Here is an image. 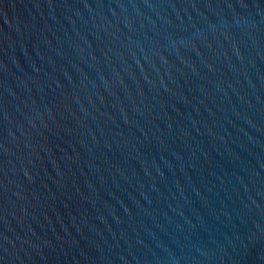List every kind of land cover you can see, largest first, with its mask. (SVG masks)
I'll list each match as a JSON object with an SVG mask.
<instances>
[{
  "label": "water",
  "instance_id": "obj_1",
  "mask_svg": "<svg viewBox=\"0 0 264 264\" xmlns=\"http://www.w3.org/2000/svg\"><path fill=\"white\" fill-rule=\"evenodd\" d=\"M0 264H264V0H0Z\"/></svg>",
  "mask_w": 264,
  "mask_h": 264
}]
</instances>
